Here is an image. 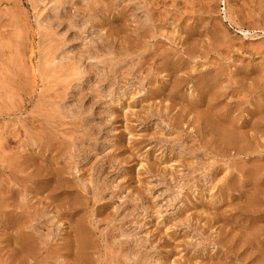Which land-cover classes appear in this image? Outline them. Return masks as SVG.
<instances>
[{
  "label": "rangeland",
  "instance_id": "374dc122",
  "mask_svg": "<svg viewBox=\"0 0 264 264\" xmlns=\"http://www.w3.org/2000/svg\"><path fill=\"white\" fill-rule=\"evenodd\" d=\"M0 264H264V0H0Z\"/></svg>",
  "mask_w": 264,
  "mask_h": 264
},
{
  "label": "bare ground",
  "instance_id": "6f19581e",
  "mask_svg": "<svg viewBox=\"0 0 264 264\" xmlns=\"http://www.w3.org/2000/svg\"><path fill=\"white\" fill-rule=\"evenodd\" d=\"M222 28V27H221ZM217 29V28H216ZM215 29V30H216ZM220 81V80H219ZM221 82V81H220ZM222 91V90H221ZM215 92V91H214ZM220 95H221V93H220ZM228 105H230L229 103H228ZM218 106V105H217ZM232 106V105H231ZM227 107H229V106H227ZM221 121H224V120H221ZM225 124V123H224ZM234 125V124H233ZM225 126V125H224ZM228 126V125H227ZM237 126V125H236ZM242 127V126H241ZM230 128H231V126H230ZM234 129V128H233ZM240 130V129H239ZM241 130H243V129H241ZM258 130V129H257ZM256 130V131H257ZM237 131V132H236ZM240 132V131H239ZM242 132V131H241ZM247 133V132H246ZM243 134V133H242ZM242 134H239L238 133V128H235V131H233V130H228L227 132H224L223 133V135H222V140L224 141V142H226V143H228V144H231V145H234V147H238V144L240 143V140L242 139ZM254 134V133H253ZM253 134H251V135H253ZM250 135V136H251ZM248 136V135H247ZM243 137H244V135H243ZM251 138V137H250ZM248 139V138H247ZM221 140V139H220ZM244 138H243V142H244ZM247 141V140H246ZM224 142H223V144H224ZM247 142H250V141H247ZM258 142V141H257ZM214 143V142H213ZM253 143V142H252ZM241 144H242V142H241ZM247 144V143H246ZM249 144V143H248ZM222 145V144H221ZM220 146V145H219ZM249 146H250V144H249ZM242 148V149H241ZM244 150V147H240L239 146V152L240 151H243ZM233 151V150H232ZM228 155V154H227ZM247 156H250L251 154H246ZM253 155V154H252ZM249 158V157H248ZM260 164V163H259ZM255 165V164H254ZM262 167V166H261ZM256 171V170H255ZM256 173V172H255ZM261 175V174H260ZM257 181H260V179L258 178V177H256V180H255V183L253 184V186H255V185H257L258 184V182ZM252 191V190H251ZM250 191V192H251ZM258 191V190H257ZM259 193V192H258ZM246 194V193H245ZM256 201V200H255ZM256 203V202H255ZM255 205V204H254ZM34 250V246H33V244H32V251Z\"/></svg>",
  "mask_w": 264,
  "mask_h": 264
}]
</instances>
